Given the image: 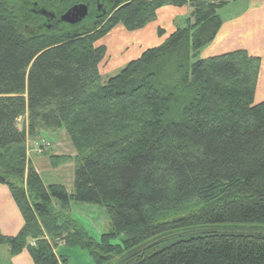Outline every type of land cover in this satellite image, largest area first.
I'll return each instance as SVG.
<instances>
[{
  "label": "trees",
  "instance_id": "obj_1",
  "mask_svg": "<svg viewBox=\"0 0 264 264\" xmlns=\"http://www.w3.org/2000/svg\"><path fill=\"white\" fill-rule=\"evenodd\" d=\"M33 2L59 14L90 2L105 13L31 32L26 25L42 20L25 6ZM26 3L0 0V182L24 220L16 235L0 232V247L26 248L34 264H66L54 252L60 242L88 250L95 264H264L260 58L198 57L225 1ZM167 4L188 5L185 24L102 80L97 40L117 24L145 26ZM61 127L75 149L71 193L44 185L27 157L28 138ZM71 200L106 207L110 228L98 241L70 218Z\"/></svg>",
  "mask_w": 264,
  "mask_h": 264
},
{
  "label": "crops",
  "instance_id": "obj_2",
  "mask_svg": "<svg viewBox=\"0 0 264 264\" xmlns=\"http://www.w3.org/2000/svg\"><path fill=\"white\" fill-rule=\"evenodd\" d=\"M222 1L225 3L218 9L221 17L220 27L213 40L201 48L198 57L206 58L235 50H246L250 55L258 56L260 66L254 94V100L258 102L257 97L264 99V0ZM189 11L186 4H167L157 9L154 20L139 29L129 31L121 24H117L96 42L104 45L106 49L105 56L99 63L101 76L115 74L145 49L161 44L171 32L185 24ZM28 158L30 159V156ZM35 170L37 171L36 168ZM23 224L22 214L8 186L0 182V232L14 236L21 230ZM30 243L32 244V241ZM54 252L56 253L55 248ZM0 264H34V262L26 248L12 255L7 246H1Z\"/></svg>",
  "mask_w": 264,
  "mask_h": 264
},
{
  "label": "rangeland",
  "instance_id": "obj_3",
  "mask_svg": "<svg viewBox=\"0 0 264 264\" xmlns=\"http://www.w3.org/2000/svg\"><path fill=\"white\" fill-rule=\"evenodd\" d=\"M114 72L112 71V73ZM105 78L102 76V80ZM256 100L259 101L261 98L257 97ZM24 118L26 117H21L17 122L19 129L26 123ZM27 140L26 145L28 143V154L31 160L28 159L30 163L32 161L31 164L37 169L43 184H60L71 193L73 191L74 166L76 163L75 149L64 128L43 129L39 136ZM51 155H58V158ZM68 213L75 225L81 227L91 240L98 241L100 235L110 228V218L106 207L103 205L71 200ZM112 242H119V238L112 239ZM55 250L57 255L67 257L66 264H95L88 250L79 246H68L60 242L55 245Z\"/></svg>",
  "mask_w": 264,
  "mask_h": 264
},
{
  "label": "flooded vegetation",
  "instance_id": "obj_4",
  "mask_svg": "<svg viewBox=\"0 0 264 264\" xmlns=\"http://www.w3.org/2000/svg\"><path fill=\"white\" fill-rule=\"evenodd\" d=\"M18 3H26L29 0H16ZM90 2H88V15L87 17H92L98 19L105 13V8L102 7V5H95L94 9L91 8ZM25 6L30 10L29 13L35 14V15H40L42 17V20L38 23L32 24L30 26L26 25L28 30L31 32H46V31H51L53 29L60 30L65 23L60 20V16L62 13H57L58 10L53 6L52 9L47 10L45 8H42L40 5L37 3L33 2L32 4H25ZM41 10H44L48 12V15H44L41 13ZM51 14V15H50ZM53 14V15H52ZM64 24V25H63Z\"/></svg>",
  "mask_w": 264,
  "mask_h": 264
},
{
  "label": "water",
  "instance_id": "obj_5",
  "mask_svg": "<svg viewBox=\"0 0 264 264\" xmlns=\"http://www.w3.org/2000/svg\"><path fill=\"white\" fill-rule=\"evenodd\" d=\"M41 13L44 15L49 14L44 10H41ZM87 15H88V4L84 2H79V3H74L70 7H68L67 10L61 14L60 20L69 24H77L82 20H84Z\"/></svg>",
  "mask_w": 264,
  "mask_h": 264
}]
</instances>
